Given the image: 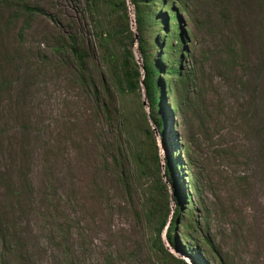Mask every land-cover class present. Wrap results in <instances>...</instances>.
Wrapping results in <instances>:
<instances>
[{"label": "rangeland", "instance_id": "374dc122", "mask_svg": "<svg viewBox=\"0 0 264 264\" xmlns=\"http://www.w3.org/2000/svg\"><path fill=\"white\" fill-rule=\"evenodd\" d=\"M174 4L193 99L172 116L201 230L189 243L209 238V264H264V0ZM107 6L95 14L86 0H0V264H163L147 215L153 169L137 173L132 157L149 108L143 91L116 88L118 52L99 44L98 27L122 11ZM133 52L141 65L136 41ZM153 132L169 195L161 241L190 264L165 237L176 205ZM183 233L178 225V242Z\"/></svg>", "mask_w": 264, "mask_h": 264}, {"label": "trees", "instance_id": "16d2710c", "mask_svg": "<svg viewBox=\"0 0 264 264\" xmlns=\"http://www.w3.org/2000/svg\"><path fill=\"white\" fill-rule=\"evenodd\" d=\"M174 3L180 4L181 0H130L136 25V33L133 34L129 29L125 0H86L87 7L95 14L101 8L106 9L107 5L122 11L118 14L115 25L106 29H103V26L98 27L99 44L105 48L112 45L118 52L115 64L118 92L141 98V91H143L149 108V121H147V117L145 118V113L142 115L144 132L141 143L137 144L132 151L134 152L132 157L137 167V173L141 174L144 168L153 169L154 179L146 188L150 204L147 215L151 218L156 216L157 225L155 236L151 240V248L156 251L163 264H188L170 254L161 241V231L168 218L169 195L166 192L163 193L162 189L166 187L160 183V155L157 139L153 132L155 129L162 145L166 147L164 175L171 184L172 198L176 205L175 216L167 227L165 237L173 251L186 255L190 264H209L203 248V245L211 247L209 238L201 236L198 238L201 244L199 241H195L194 244L189 243L197 238L191 237L188 233L200 234L201 230L197 221L190 220L191 213L188 207L191 203V191H194L195 188H189V185L183 183L186 177L184 163L180 159L181 149L176 141V132L173 131V112L178 113L183 106L188 107L190 102H193L189 94L191 80L185 75L182 68L183 57L187 53L184 48L187 39L177 24L179 9L175 8ZM96 22L100 21L96 20ZM135 41L141 65L134 57ZM126 42L129 43L128 46L132 47L131 49H127ZM131 120L128 118L126 124L122 121V130L126 131V141L129 139L132 141L136 131ZM150 122L154 128L149 124ZM175 156H177V160L174 159ZM182 213L186 220L181 218ZM178 225L184 229L183 239L185 242L182 240L178 242L180 240L176 237ZM209 249L211 254L215 252L214 249Z\"/></svg>", "mask_w": 264, "mask_h": 264}, {"label": "clouds", "instance_id": "9594fccd", "mask_svg": "<svg viewBox=\"0 0 264 264\" xmlns=\"http://www.w3.org/2000/svg\"><path fill=\"white\" fill-rule=\"evenodd\" d=\"M136 38H137V36H135ZM157 134H158V132H157ZM161 140V139H160ZM160 150V149H159Z\"/></svg>", "mask_w": 264, "mask_h": 264}]
</instances>
